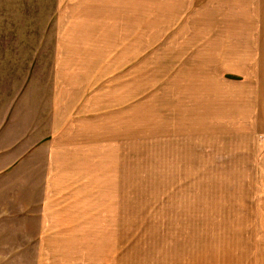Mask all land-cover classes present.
I'll return each instance as SVG.
<instances>
[{"label": "rangeland", "instance_id": "rangeland-1", "mask_svg": "<svg viewBox=\"0 0 264 264\" xmlns=\"http://www.w3.org/2000/svg\"><path fill=\"white\" fill-rule=\"evenodd\" d=\"M0 264H264V0H0Z\"/></svg>", "mask_w": 264, "mask_h": 264}, {"label": "crops", "instance_id": "crops-1", "mask_svg": "<svg viewBox=\"0 0 264 264\" xmlns=\"http://www.w3.org/2000/svg\"><path fill=\"white\" fill-rule=\"evenodd\" d=\"M129 11H131V13H130V15H132L133 16V24H132V26H131V29H136V18H138L139 16H140V11L137 13L136 12V8H135V3H134V8H132V9H129ZM129 23H131L130 21H128ZM125 23H127V21L125 22ZM140 18H139V20H138V27L140 26ZM200 57H201V52H200ZM203 57H206V55L205 56H203ZM190 71V70H189ZM252 72V71H251ZM250 72V73H251ZM192 80V85H190L189 83H184V84H182V87L183 88H185V89H188V91L190 90V89H193V88H198L197 90H198V96H197V101H198V105L199 106H201V87L202 88H205V87H203L202 85H201V78H199V80L198 81H196L195 79H191ZM209 93L210 94H212V90L211 89H209ZM58 96V95H57ZM57 96H55V97H57ZM54 103H56V99H55V101H53ZM52 102V105H53V108H52V116L53 117H56V114L58 113V109H57V106L54 104ZM248 116H250V115H247V117ZM258 116H259V114H258ZM257 116V117H258ZM257 117H256V122H257ZM55 119L56 118H53L52 120H50V127H51V124H52V127H55Z\"/></svg>", "mask_w": 264, "mask_h": 264}]
</instances>
